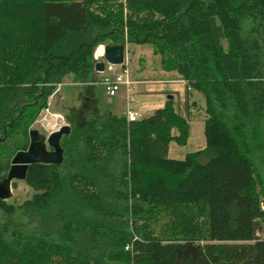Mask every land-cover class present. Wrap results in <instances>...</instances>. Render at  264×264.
Segmentation results:
<instances>
[{
    "label": "trees",
    "instance_id": "trees-1",
    "mask_svg": "<svg viewBox=\"0 0 264 264\" xmlns=\"http://www.w3.org/2000/svg\"><path fill=\"white\" fill-rule=\"evenodd\" d=\"M151 45L205 100L206 147L173 99L149 116L94 115L62 164L30 165L0 229V264H264V0H0V178L65 77L95 82L98 46ZM129 247V249H127Z\"/></svg>",
    "mask_w": 264,
    "mask_h": 264
},
{
    "label": "rangeland",
    "instance_id": "rangeland-1",
    "mask_svg": "<svg viewBox=\"0 0 264 264\" xmlns=\"http://www.w3.org/2000/svg\"><path fill=\"white\" fill-rule=\"evenodd\" d=\"M151 49L152 46L148 44L143 45L142 49L144 56L149 55L146 59L150 60V62L151 60L155 61ZM131 53L132 52H130V55L128 54V59L130 57V60H132L131 56L133 55ZM94 57L95 60H103V56L96 59V50ZM135 60L136 59L133 58L132 61L135 62ZM157 66L159 65L157 64ZM101 77V73H98L97 77L95 75V80L98 82L93 84L75 83L73 82L72 76L69 75L65 77L62 85L60 87L58 86L50 96L48 108L40 113L31 128L37 129L40 134L47 137L51 132L59 129L63 125H70L72 129L75 127H82L86 125L89 119L94 115H97L102 119H109V113H111L112 109L114 112L118 113L124 111L126 109V101L121 98L122 93L119 92L116 96L108 95L104 86L99 82ZM198 107L203 110V115L206 119L205 101L200 103ZM52 113L59 115L57 117L52 116ZM256 165L260 172H262L264 179V166L259 160L256 161ZM11 189L12 196L5 201L8 204L16 206H20L25 201L32 198L35 193L25 180H14ZM29 220V216H27L22 209H18L15 215L11 218H8L0 209V229L2 228V225L9 223V231L7 233L9 236L11 235L12 230L16 228L15 226L19 227V224L26 229H29L38 222H30ZM259 235L264 237V226L263 230L259 232Z\"/></svg>",
    "mask_w": 264,
    "mask_h": 264
},
{
    "label": "crops",
    "instance_id": "crops-1",
    "mask_svg": "<svg viewBox=\"0 0 264 264\" xmlns=\"http://www.w3.org/2000/svg\"><path fill=\"white\" fill-rule=\"evenodd\" d=\"M103 46L104 45H100ZM133 58L135 62L128 59V48L126 50V61L130 69L131 77L135 81L136 100L133 103L134 109L139 113L140 118L154 113L165 106L168 100L173 99L180 113L188 118L190 125V137L186 145H179L171 142L169 157L173 159H184L185 156L194 151L206 147L205 116L203 110L198 107L205 100L202 96L188 90L186 82L173 72L163 71L155 61L147 60L149 55H143V45H133ZM129 52V53H128ZM97 56V55H96ZM103 56V55H102ZM98 57V56H97ZM100 57V56H99ZM150 62V63H148ZM97 77L98 73L94 74ZM121 98L125 100V92L121 91ZM111 115L125 116V110L121 113L111 110Z\"/></svg>",
    "mask_w": 264,
    "mask_h": 264
},
{
    "label": "water",
    "instance_id": "water-1",
    "mask_svg": "<svg viewBox=\"0 0 264 264\" xmlns=\"http://www.w3.org/2000/svg\"><path fill=\"white\" fill-rule=\"evenodd\" d=\"M125 44L104 45L103 60L95 62L94 70L101 73L106 69V62L120 65L126 59ZM70 125H63L47 137L40 134L37 129H30V142L28 149L18 151L11 160V166L6 175L0 178V199L7 200L12 196V182L25 180L30 165L33 164H62L64 149L61 145L63 136L70 134ZM47 145L53 149L48 150Z\"/></svg>",
    "mask_w": 264,
    "mask_h": 264
},
{
    "label": "built area",
    "instance_id": "built-area-1",
    "mask_svg": "<svg viewBox=\"0 0 264 264\" xmlns=\"http://www.w3.org/2000/svg\"><path fill=\"white\" fill-rule=\"evenodd\" d=\"M96 59H99V57L96 56ZM101 74L102 77L99 82L104 86L108 95L116 96L121 91L125 92V116L128 122L139 120V113L133 107V103L136 100L135 81L131 77L126 59L125 62L120 65L106 62V69L101 72ZM97 82L98 81H95L93 83ZM61 85L62 84H59L58 86L60 87ZM127 249H129V247H127Z\"/></svg>",
    "mask_w": 264,
    "mask_h": 264
},
{
    "label": "bare ground",
    "instance_id": "bare-ground-1",
    "mask_svg": "<svg viewBox=\"0 0 264 264\" xmlns=\"http://www.w3.org/2000/svg\"><path fill=\"white\" fill-rule=\"evenodd\" d=\"M104 54V47L103 46H99L97 49H96V55L99 57V56H102ZM59 114H56V113H52V116H58ZM45 119V118H44ZM42 122V121H41ZM46 124V123H45Z\"/></svg>",
    "mask_w": 264,
    "mask_h": 264
},
{
    "label": "flooded vegetation",
    "instance_id": "flooded-vegetation-1",
    "mask_svg": "<svg viewBox=\"0 0 264 264\" xmlns=\"http://www.w3.org/2000/svg\"><path fill=\"white\" fill-rule=\"evenodd\" d=\"M31 129H32V128H31ZM51 133H52V132H51ZM51 133H50V134H51ZM63 137H64V136H63ZM27 149H28V148H27ZM47 149H48V150H52L53 148H52L51 146L47 145Z\"/></svg>",
    "mask_w": 264,
    "mask_h": 264
}]
</instances>
